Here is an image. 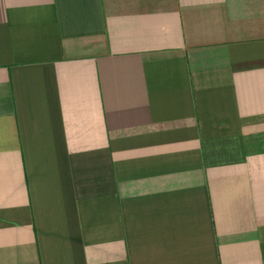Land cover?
Returning a JSON list of instances; mask_svg holds the SVG:
<instances>
[{
  "label": "crops",
  "instance_id": "obj_1",
  "mask_svg": "<svg viewBox=\"0 0 264 264\" xmlns=\"http://www.w3.org/2000/svg\"><path fill=\"white\" fill-rule=\"evenodd\" d=\"M0 264H264V0H0Z\"/></svg>",
  "mask_w": 264,
  "mask_h": 264
}]
</instances>
